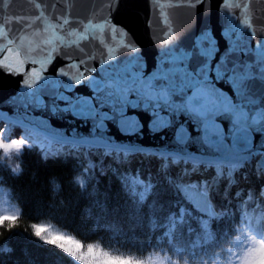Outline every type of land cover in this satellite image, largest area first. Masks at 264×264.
Listing matches in <instances>:
<instances>
[{
	"label": "snow or ice",
	"instance_id": "obj_1",
	"mask_svg": "<svg viewBox=\"0 0 264 264\" xmlns=\"http://www.w3.org/2000/svg\"><path fill=\"white\" fill-rule=\"evenodd\" d=\"M223 4L224 0H218L217 9ZM120 6L121 0H107L103 12L97 15L94 9L90 18L78 21L82 27L75 28L69 27V15L55 14L57 3L45 5L35 0L37 14L29 15L26 34L15 40L10 32L0 36V72L22 77L16 92L5 101L16 106L17 121L31 119L38 122L35 131L47 129L45 135H55L61 130L34 113L66 114L90 124L93 138L110 142L114 138L109 135L112 126L122 135L133 136L145 127L154 132L173 128L175 117L174 140L186 158L212 160L234 147L236 137L251 131L259 113L264 112V108L251 109L259 101L249 95L252 81L264 82V32L246 31L229 18L221 23L219 16L212 15V0H167L168 8L192 11L190 22L178 32L164 11L165 4L148 0L156 16V23L150 18L148 26L158 47L150 66L142 48L129 39V27L114 18V9ZM158 23L165 26L162 36L156 34ZM96 33L101 44L106 34L118 37L128 58L118 62L116 50L107 46L98 61L104 68L98 70L96 56L84 44ZM189 33H194V38L182 46ZM73 47L86 53L87 59L68 55ZM57 58L66 63L57 65ZM89 59L91 69L86 68ZM81 89H87V94ZM7 115L0 111V116ZM188 116L193 119L188 121ZM189 123L200 133L199 142L207 153L188 150L193 139ZM251 258V254L246 255L242 264H250Z\"/></svg>",
	"mask_w": 264,
	"mask_h": 264
},
{
	"label": "trees",
	"instance_id": "obj_2",
	"mask_svg": "<svg viewBox=\"0 0 264 264\" xmlns=\"http://www.w3.org/2000/svg\"><path fill=\"white\" fill-rule=\"evenodd\" d=\"M101 159L0 149V264H264L252 196L218 209L169 164Z\"/></svg>",
	"mask_w": 264,
	"mask_h": 264
},
{
	"label": "water",
	"instance_id": "obj_3",
	"mask_svg": "<svg viewBox=\"0 0 264 264\" xmlns=\"http://www.w3.org/2000/svg\"><path fill=\"white\" fill-rule=\"evenodd\" d=\"M45 5L57 3L59 7L55 9V14L59 15L64 12L70 16V26L81 28L82 25L78 21L90 18L93 10L99 15L104 11V5L107 0H37ZM165 4V9L169 15L170 21L176 31L181 32L186 23L190 22L192 11L185 8H168L167 0H161ZM218 0H212V15L219 16L221 23L225 18L231 19L238 27L246 31L255 30L256 32H264V0H224V4L220 9H217ZM35 0H0V36L12 33L15 40L18 35L26 34L24 29L27 27L26 22L29 21V15L37 14L35 9ZM226 9V10H225ZM49 15L53 14V10L49 8ZM199 17V13H197ZM114 18L118 22H123L131 30L130 40H134L143 50L145 59L151 66L154 58L157 56V43L153 39L154 32L148 26V20L151 18L153 23H156V16L151 12L148 6V0H121V6L117 11L114 9ZM162 23H158L156 34L162 36L161 29H164ZM17 29L19 31H17ZM99 33L96 37L84 44L92 55L96 56L94 66L98 70L104 68V65H99V57L102 53L106 54L107 46H111L116 50L117 61L123 62L128 58L127 50L122 49L119 44V38H113L110 34L105 35V43L99 42ZM194 38V33H189L187 38L183 41L182 46H188ZM223 46V43L221 44ZM68 55L73 58L79 57L81 61L87 59V54L78 51L76 48L69 49ZM105 61L107 58L105 57ZM66 63V61L57 58L56 64ZM92 61L89 59L86 68L91 69ZM27 67H31L28 65ZM55 67V65L53 66ZM111 70V68H109ZM52 69L49 68V73ZM21 76H11L8 73L0 72V111L7 113V116H0V123H13L20 129L29 128L35 130L39 127L38 122L31 119H26L23 122H18L16 106L5 103L6 99L16 92L18 81ZM225 91L231 94L230 87L227 84L222 85ZM87 94V89H81ZM249 95L259 101L258 104L251 105V109L255 112L257 109L264 108V82L254 80L250 84ZM235 99V98H234ZM21 113L23 109L19 110ZM29 115H32V110L29 109ZM35 116H43L51 121L50 127L61 130L55 135H47L64 148H83L88 146L92 149H107L111 152H145L151 151L155 154L165 155L170 158L179 159L185 158L192 166H211L213 163H244L253 159L261 157V164L264 167V112L259 113V121L253 126L251 131H243L236 137V144L225 153H221L216 159H192L186 158L184 150L176 145L174 140L175 121L173 128L165 129L160 132H154L150 127H145L143 132L133 136L122 135L117 127L112 126L109 133L114 137L110 142L100 141L91 135V125L86 124L80 120L73 119L66 114L51 115L48 111H36ZM183 120L184 118L181 117ZM193 118L187 117L188 121ZM225 131L228 130V121L225 120ZM189 130L192 132V141L189 145V151L200 153H207V150L200 144L198 137L200 133L194 130L192 123L188 124ZM43 129L40 133L46 132ZM38 132V131H37Z\"/></svg>",
	"mask_w": 264,
	"mask_h": 264
},
{
	"label": "rangeland",
	"instance_id": "obj_4",
	"mask_svg": "<svg viewBox=\"0 0 264 264\" xmlns=\"http://www.w3.org/2000/svg\"><path fill=\"white\" fill-rule=\"evenodd\" d=\"M5 128H6V126H2L0 129V149H9L11 146H15V145H19V144L22 145L25 143V142L21 141L20 137L16 136V134L14 136L13 135H8V136L6 135L5 136V132H3L5 130ZM103 158L104 157L102 154H100V156L98 157V159H101V161H103ZM161 162H159L158 164L153 166V169L158 170L160 168V165L162 164ZM104 163H107V162H104ZM150 163H153V160ZM153 164H155V163H153ZM171 167L166 170V174H167L168 178L173 179L176 176V174L179 173V175H180V172L178 170L179 169L181 170L182 167L181 168H179V166H175V167L171 166ZM182 172H183L182 176L183 177L186 176L184 174V171H182ZM211 175L212 174L209 175V180H208L209 182L208 183L204 182L203 177L197 176L194 180L196 182V184H194V185L198 190L204 191V193L207 195V197L216 204V207H218V209H220L224 205V202L226 201L225 197L227 196L226 194H228L227 192H229L230 185L227 183L223 184L224 183L223 182L220 184V186L218 187V189L216 191H215V189L213 191V188H214L213 177L214 176H211ZM250 177H251V174H250ZM183 180H185V179H183ZM241 189L242 190L240 191L239 196L234 197L235 199L232 200L233 203H237V202L242 203L245 200V198H247L249 196L250 188L248 187V184H245L244 186H242ZM231 193H233V191L230 192V194ZM223 194L226 196H223ZM254 195H255V193H254Z\"/></svg>",
	"mask_w": 264,
	"mask_h": 264
}]
</instances>
